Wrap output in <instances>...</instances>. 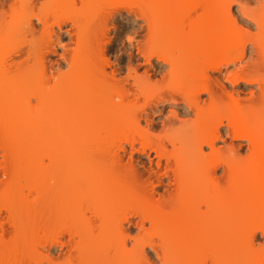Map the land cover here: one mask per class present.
Returning a JSON list of instances; mask_svg holds the SVG:
<instances>
[{"label": "bare ground", "instance_id": "6f19581e", "mask_svg": "<svg viewBox=\"0 0 264 264\" xmlns=\"http://www.w3.org/2000/svg\"><path fill=\"white\" fill-rule=\"evenodd\" d=\"M250 1L236 0L251 20L218 7L233 0H0L1 193L20 241L0 220V264H264V0ZM121 12L145 32L124 69ZM165 105L181 113L158 129Z\"/></svg>", "mask_w": 264, "mask_h": 264}, {"label": "rangeland", "instance_id": "374dc122", "mask_svg": "<svg viewBox=\"0 0 264 264\" xmlns=\"http://www.w3.org/2000/svg\"><path fill=\"white\" fill-rule=\"evenodd\" d=\"M250 1V0H249ZM258 2V0H252V1H250L252 4L254 3L255 4V2ZM36 6L39 8V5L37 4V5H35V10H34V14H39V15H44V13L43 12H41L42 11V9H38L37 10V8H36ZM114 6V5H113ZM5 9H7V7L5 8ZM45 11V10H44ZM48 11V10H47ZM46 11V12H47ZM45 12V13H46ZM51 12H49L48 14H50ZM47 14V13H46ZM47 14V15H48ZM49 16V15H48ZM142 24V22L141 21H133V17H128L127 15H126V13L124 14V12H121V14H117V16H116V18L114 19V21H113V24H112V28H110L109 27V30H110V36L109 37H112V53L110 54V60L112 61V66L114 65H118L117 67H121L122 69H124L125 68V65L127 66V63L126 62H128L127 61V58L128 57H126L128 54L126 53V51L128 52V53H130L129 55L130 56H132V57H137V54H136V49H135V45H136V43L138 42V41H142V39H143V36L145 35V32H144V30L143 29H141L140 30V28H139V25H141ZM66 27H68V26H65L64 28H66ZM64 28H63V30H62V32L60 33L61 34V40H63V41H61L62 43L64 42L65 44H67V40H69V36H67L66 35V33H64L63 31H64ZM69 28V27H68ZM136 31V32H135ZM39 34V33H38ZM129 34H131L132 35V37H133V42L130 44L129 42H128V36H129ZM127 39V40H126ZM121 40V41H120ZM124 43H123V42ZM120 42H122V43H120ZM128 42V43H127ZM61 43V44H62ZM119 43L122 45H119ZM123 44H124V46H123ZM122 47H125V48H127V49H125V48H122ZM114 49V50H113ZM124 49V50H123ZM119 50V51H118ZM59 52H61L60 50H59ZM120 52V53H119ZM122 52V53H121ZM128 55V56H129ZM247 56H248V51H246V58L245 59H247ZM48 59H50L49 61L50 62H48L47 60ZM48 59H45L47 62H45L46 64H48V65H50V64H54V61L56 60V59H58V57L57 56H49L48 57ZM18 62V61H17ZM140 63H142V61L140 60ZM154 63V60H152V64ZM25 64V65H24ZM28 64L31 66V64L28 62H24L23 64H22V67L24 66L25 67V69H27V66H28ZM27 65V66H26ZM47 65V66H48ZM30 66H28L29 68H30ZM34 66V65H33ZM32 66V67H33ZM113 66V67H114ZM31 67V68H32ZM61 67V69L62 70H64V68H65V64H63L62 63V65L60 66ZM119 67V68H120ZM124 67V68H123ZM141 69H140V71L139 72H142L143 71V69H144V67H146L145 66V64H142L141 65ZM160 67V69H162V68H165L164 66H159ZM30 68V69H31ZM231 68L232 67H229L228 68V70L227 71H229V70H231ZM64 72V71H63ZM125 73V71H123L122 70V74H124ZM214 76H218V77H221V75H219V74H214ZM225 85H227V87H231L230 86V84L228 83V82H226V84ZM235 89L236 90H241V91H244L245 93H247V91L248 90H252V89H254L252 86H248V87H246V88H243V87H235ZM205 98V97H204ZM142 101V100H141ZM140 101V102H141ZM32 104H35V101L34 100H32ZM179 107H181V105L180 106H177V108H174L173 106H170V105H165L164 106V108H163V111L160 113V114H152V118H151V120H153L152 122H154V124L153 125H157V127H158V129H159V125H160V122L162 121L161 119H163L165 116H167L168 117V113H167V111H169V109H172V110H174V111H176V113H181V109L179 108ZM157 127H155V129H157ZM158 129H157V131H158ZM224 131V129L222 130V132ZM155 132H156V130H155ZM219 145H221L222 146V144H221V142H219ZM6 161L3 159V157H2V154H1V152H0V220H5L6 218V211H5V207H7L6 205H7V199L5 198V197H2V193H1V190H5V191H11V190H6V189H4L3 188V183L6 181V177H4L3 176V168L7 165V163H5ZM22 185H24V186H28V187H30L31 185L28 183V181H22V183H21ZM28 195V193H27V190L26 189H24V191H23V195ZM32 197V196H31ZM31 197L30 196H28V200H30L31 199ZM8 220L6 219V222L5 221H2V222H5V224H3L2 226L5 228V230H6V228H7V230H8V232H5L4 233V238H3V241H4V243H6L9 247H13L14 246V243L16 242L17 244H20V241H19V239H17V240H12V238H14L12 235V233H11V227L9 226L10 225V223L9 222H7ZM1 222V223H2ZM0 223V224H1ZM8 223H9V225H8ZM7 226H9L10 227V229L7 227ZM6 230V231H7ZM132 234H135V230H133L132 229ZM264 237V236H263ZM263 237H261V235L258 233L257 235H256V237H255V240H254V244H257V243H263L264 242V238ZM129 246V245H128ZM1 247V246H0ZM55 248V249H54ZM57 249V250H56ZM51 253L53 254L54 252H55V254H53L54 256L56 255H58L60 252H62V251H60V249H58V247H53L51 250ZM56 252H58V253H56ZM44 264V263H43Z\"/></svg>", "mask_w": 264, "mask_h": 264}, {"label": "snow or ice", "instance_id": "6c2138e0", "mask_svg": "<svg viewBox=\"0 0 264 264\" xmlns=\"http://www.w3.org/2000/svg\"><path fill=\"white\" fill-rule=\"evenodd\" d=\"M221 9H223L226 13L229 14H234L237 19H247L251 20V16H244L243 13L240 11L242 8L245 7V5L236 2V0H233L231 3H221L218 5ZM254 7H264V4L261 5H254ZM128 42L132 43L133 42V37L131 34L128 36ZM261 47L264 48V35L261 36V41H260ZM247 47L251 48L253 56L255 55L256 52V45L255 42L252 40L248 41ZM150 264H160L159 260H153L150 262Z\"/></svg>", "mask_w": 264, "mask_h": 264}]
</instances>
